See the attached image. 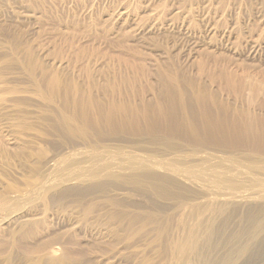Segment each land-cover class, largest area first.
Returning <instances> with one entry per match:
<instances>
[{
	"label": "rangeland",
	"instance_id": "374dc122",
	"mask_svg": "<svg viewBox=\"0 0 264 264\" xmlns=\"http://www.w3.org/2000/svg\"><path fill=\"white\" fill-rule=\"evenodd\" d=\"M165 89L250 121L259 146L153 136ZM88 99L124 101L141 132L69 135ZM262 146L264 0H0V264H264Z\"/></svg>",
	"mask_w": 264,
	"mask_h": 264
},
{
	"label": "bare ground",
	"instance_id": "6f19581e",
	"mask_svg": "<svg viewBox=\"0 0 264 264\" xmlns=\"http://www.w3.org/2000/svg\"><path fill=\"white\" fill-rule=\"evenodd\" d=\"M163 92V91H162ZM162 92H160L161 94H162ZM166 92V93H165ZM165 92H164V95L162 94H160L159 96V98L158 97H156L155 96V99H154V101L156 100V98H158V100H157V102H154V101H152V102H154V103H156L157 105L155 106V107H153V109H152V106H154V105H150L149 103V105L151 106V109L149 110V112H147L146 111V113H142L144 116H145V120H143L144 119V117H142V116H140V118H143V119H140L141 121L143 120V121H145V123H146V126H145V124H144V126L147 128V129H149L148 131L149 132H151V134L153 135V133L155 134V132L156 131H158V130H161V131H164L165 132V143H167L168 145H170V143L172 142V140H174V138L175 137H177V136H182L183 137V139L185 140V142H187V143H190L191 145H195L196 147L197 146H200V145H202V144H207L208 143V145L207 146H209L211 143H215V144H217V145H223V146H226V147H237V146H242V145H245L244 147H246V145L247 146H253V148L251 147L250 149H253V150H255L256 149V147L257 146H259V133L258 132H255L254 131V128H253V125L251 124V122L250 121H248V123L247 122H243V121H239V120H237V119H235L234 121H232V122H229V118H228V115H226L224 112H223V110L222 111H220V109H219V111H216V112H214V111H212L211 109H209L208 107H206V106H202L199 110L197 109H193V110H190V108H192V106L189 108V107H187L188 105H187V103H188V101H189V99L188 98H186L185 96H181L180 98H176V96H174V97H171V96H169V95H167V94H169V93H167V91H166V89H165ZM157 94V93H156ZM174 94V93H173ZM176 94V93H175ZM170 95H172V92H171V94ZM179 95V94H178ZM158 96V95H157ZM190 97V96H189ZM205 97V96H204ZM92 98V97H91ZM81 99V98H80ZM89 100V99H88ZM87 100V102L85 101V100H80L79 101V103L78 104H76V105H79L78 106V108H76V109H79V110H74L75 112L73 113V114H70V115H67L66 117H64L63 118V124H62V126H61V129L62 130H68L67 132H70V134L69 135H72L73 133H78V134H82V135H84L85 137H87L88 138V135H89V132H90V135L92 136V132H91V130L92 129H94V127L95 126H97V124H99L100 125V123L102 124V125H105L106 127H108V130H110V132L111 131H114V132H116L117 133V131H118V129L119 128H121L122 129V127L124 128L125 126H126V124H128V125H133V126H135L137 129H138V131L140 130V132H141V126H143V125H138L137 123L138 122H136L135 120H136V118L134 119L133 118V116H129V117H127V115H126V113H129V112H134V111H129V112H126L125 111V108L127 107V105H126V107H125V105H123L122 103L124 102H122V103H119V102H117V101H114V102H112V103H110L107 107H104V108H101L100 106L99 107H95V104L94 105H92L93 103L91 102V100L92 99H90L89 101ZM129 100V99H128ZM197 100V99H196ZM207 100V99H206ZM120 101V100H119ZM190 101H192L191 99H190ZM121 102V101H120ZM126 102V101H125ZM152 102H151V104H152ZM200 101H198V103H199ZM134 103V102H133ZM153 103V104H154ZM210 103V102H209ZM126 104V103H125ZM130 104V103H129ZM190 104H191V102H190ZM204 104V103H203ZM184 105H187L186 107L184 106ZM194 105V104H193ZM200 105H202V103L200 104ZM200 105H198V106H200ZM75 106V105H74ZM94 106V107H93ZM98 106V105H97ZM102 106V105H101ZM130 106H132V103H131V105ZM136 106V105H135ZM142 106V105H141ZM145 105L143 104V107H144ZM103 107V106H102ZM148 107V106H147ZM218 107H220V106H218ZM93 108H95V110L93 109ZM128 108V107H127ZM132 108H134L133 106H132ZM141 108V107H140ZM149 108V107H148ZM177 108H179L180 109V115H179V123H178V126H173V124L171 125V124H169L168 122H169V120L171 119V118H173V117H171L172 115H173V113H176V109ZM215 108V107H214ZM222 108V107H221ZM224 108V107H223ZM222 108V109H223ZM91 110H93L94 112V114H95V116L94 117H90L89 115H88V113H90L91 112ZM129 110V109H128ZM131 110V109H130ZM137 110V109H136ZM139 110V109H138ZM141 110H142V108H141ZM140 110V111H141ZM143 110H145L144 108H143ZM148 110V109H147ZM216 110V109H215ZM224 111H225V109H224ZM144 112V111H143ZM138 114V113H137ZM141 114V113H140ZM182 114V115H181ZM228 114V113H227ZM238 118V117H237ZM255 118V117H254ZM178 119V118H177ZM139 120V119H138ZM174 120H176V119H174ZM242 120V119H241ZM173 121V119L171 120V122ZM178 121V120H177ZM163 122H166V124H162ZM176 122V121H175ZM250 123V124H249ZM127 125V126H128ZM99 127H101V125L99 126ZM132 127V126H131ZM102 128V127H101ZM95 129H96V127H95ZM99 129V128H98ZM104 129V126H103V128H102V130L101 131H103V132H105L104 134H106V132L107 131H104L103 130ZM106 129V128H105ZM120 129V130H121ZM125 129V128H124ZM146 129V130H147ZM120 130H119V133H120ZM136 130V129H135ZM94 131V130H93ZM96 131V130H95ZM130 131V130H129ZM132 131V130H131ZM137 131V130H136ZM142 131H144L143 129H142ZM88 132V133H87ZM99 132V131H98ZM103 132H101V133H103ZM123 132V131H122ZM125 132V131H124ZM123 132V133H124ZM66 133V132H65ZM72 133V134H71ZM118 133V134H119ZM133 133V132H132ZM143 133V132H142ZM88 134V135H87ZM96 134H98L97 132H96ZM104 134L103 135H101V136H103L104 137ZM111 134H112V132H111ZM115 134V133H114ZM135 134H137V133H135ZM139 134V133H138ZM146 134H148V133H146ZM158 134V133H157ZM74 135V134H73ZM72 135V136H73ZM87 135V136H86ZM95 134L93 133V136H94ZM108 135V134H107ZM110 135V134H109ZM120 135H122V134H120ZM142 135V134H141ZM144 135V134H143ZM151 135V136H152ZM262 135V134H261ZM92 136V137H93ZM96 136V135H95ZM106 136V135H105ZM118 136V135H117ZM130 136V135H129ZM148 136H149V134H148ZM154 136V135H153ZM155 136H157V135H155ZM159 137H160V135H158ZM79 137V136H78ZM81 137H83V136H81ZM80 137V138H81ZM90 137V136H89ZM124 137H125V135H124ZM94 138V137H93ZM96 138H98V137H96ZM96 138H94V139H96ZM106 138V137H105ZM86 139V138H85ZM88 139H90V138H88ZM163 139V138H162ZM87 140V139H86ZM160 140V139H159ZM90 141V140H89ZM161 141V140H160ZM94 142V141H93ZM144 142V141H143ZM99 143H100V141H99ZM124 143V142H123ZM186 143V144H187ZM210 143V144H209ZM93 144V143H92ZM94 144H95V142H94ZM140 145V144H139ZM171 145H172V143H171ZM175 145V144H174ZM93 146H95V145H93ZM92 146V147H93ZM103 146V145H102ZM102 146H100V147H102ZM173 146V145H172ZM194 146V147H195ZM206 146V147H207ZM214 146V145H213ZM240 146V147H241ZM97 147V146H96ZM211 147V146H210ZM218 147V146H217ZM243 147V146H242ZM263 147V146H262ZM98 148V147H97ZM177 148V147H176ZM200 148V147H199ZM198 148V149H199ZM222 148H224V147H222ZM264 148V147H263ZM92 149V148H91ZM99 149V148H98ZM104 149H106L105 148V146H104ZM108 149V148H107ZM111 149V148H110ZM131 149V148H130ZM143 149V148H142ZM196 149V148H195ZM204 149H205V147H204ZM203 149V150H204ZM84 150V149H83ZM93 150V149H92ZM95 150V149H94ZM170 150V149H169ZM76 151V150H75ZM78 151V150H77ZM76 151V152H77ZM112 151V150H111ZM128 151V150H127ZM197 151H199V150H197ZM202 151V150H201ZM87 152V151H86ZM90 152V151H89ZM93 152V151H92ZM100 152V151H99ZM171 152V151H170ZM205 152V151H204ZM256 152H257V150H256ZM78 153V152H77ZM85 153V152H84ZM90 154V153H89ZM94 154V153H93ZM119 154V153H118ZM125 154V153H124ZM79 155V154H78ZM84 155V154H83ZM97 155V154H96ZM96 155H95V157H96ZM130 155V154H129ZM99 156V155H98ZM103 156V155H102ZM101 156V157H102ZM136 156V155H135ZM149 156V155H148ZM178 156V155H177ZM107 157H108V155H107ZM132 157V156H131ZM102 158H104V157H102ZM69 159V158H68ZM146 159V158H145ZM97 160V159H96ZM107 160V159H106ZM139 160V159H138ZM143 160V159H142ZM148 160V159H147ZM156 160V159H155ZM159 160V159H158ZM221 160V159H220ZM60 161V160H59ZM105 161V160H104ZM111 161V160H110ZM114 161V160H113ZM139 161H141V159L139 160ZM217 161V160H216ZM63 162V161H62ZM97 162V161H96ZM107 162V161H106ZM145 162V161H144ZM143 162V163H144ZM152 162V161H151ZM150 162V163H151ZM161 162V161H160ZM184 162V161H183ZM101 163V162H100ZM117 163V162H116ZM132 163V162H131ZM141 163V162H140ZM139 163V164H140ZM146 163V162H145ZM148 163H149V160H148ZM218 163V162H217ZM60 164V163H59ZM122 164H124V163H122ZM121 164V165H122ZM137 164V163H136ZM138 164V165H139ZM176 164V163H175ZM198 164V163H197ZM207 164V163H206ZM62 165V164H61ZM87 165H88V163H87ZM92 165V164H91ZM97 165V164H96ZM118 165V164H117ZM156 164H155V162H154V165H153V167L155 166ZM168 165V164H167ZM185 165V164H184ZM194 165V164H193ZM208 165V164H207ZM111 166H114V164L113 165H111ZM116 166V165H115ZM114 166V167H115ZM119 166V165H118ZM128 166V165H127ZM151 167H152V165H150ZM149 166V167H150ZM165 166V165H164ZM163 166V167H164ZM200 166V165H199ZM253 166V165H252ZM87 167V166H86ZM91 167V166H90ZM93 167H95L94 166V164H93ZM132 167V166H131ZM143 167H145V166H143ZM156 167H157V165H156ZM166 167V166H165ZM171 167H172V165H171ZM176 167V166H175ZM188 167V166H187ZM194 167V166H193ZM205 167V166H204ZM209 167H211V166H209ZM96 168V167H95ZM102 168V167H101ZM108 168V167H107ZM110 168H112V167H110ZM116 168V167H115ZM127 168H129V167H127ZM133 168V167H132ZM140 168V167H139ZM159 168V167H158ZM181 168V167H180ZM214 168V167H213ZM217 168V167H216ZM57 169H58V167H57ZM60 169V168H59ZM78 169H79V167H78ZM84 169H86L87 170V168H84ZM138 169V168H137ZM145 169V168H144ZM148 169V168H147ZM154 169V168H153ZM160 169V168H159ZM168 169V168H167ZM199 169V168H198ZM208 169V168H207ZM217 169H219V168H217ZM81 170V169H80ZM102 170V169H101ZM127 170V169H126ZM133 170V169H132ZM140 170V169H139ZM152 170V169H151ZM157 170V169H156ZM212 170V169H211ZM221 170V169H220ZM226 170V169H225ZM247 170V169H246ZM64 171V170H63ZM110 171V170H109ZM135 171H136V169H135ZM141 171V170H140ZM140 171H138V172H140ZM145 171H147L146 169H145ZM148 171H149V169H148ZM147 171V172H148ZM161 171H163V170H161ZM172 171H173V169H172ZM194 171V170H193ZM199 171V170H198ZM202 171V170H201ZM210 171V170H209ZM213 171V170H212ZM211 171V172H212ZM245 171V170H244ZM56 172H57V170H56ZM67 172H69V171H67ZM70 172H71V170H70ZM137 172V171H136ZM137 172V173H138ZM142 172H143V170H142ZM153 172V171H152ZM184 172V171H183ZM200 172V171H199ZM215 172V171H214ZM217 172H221V171H217ZM216 172V173H217ZM64 173V172H63ZM65 173H66V171H65ZM73 173V172H72ZM78 173V172H77ZM113 173V172H112ZM111 173V174H112ZM120 173V172H119ZM150 173V172H149ZM173 173V172H172ZM177 173V172H176ZM187 173V172H186ZM205 173V172H204ZM215 173V174H216ZM255 173V172H254ZM69 174H71V173H69ZM116 174V173H115ZM135 174V173H134ZM133 174V175H134ZM142 174V173H141ZM218 174V173H217ZM217 174H216V176H217ZM67 175H68V173H67ZM67 175H65L66 177H67ZM76 175V174H75ZM79 175V174H78ZM82 175H83V173H82ZM94 175V174H93ZM109 175V174H108ZM107 175V176H108ZM114 175V174H113ZM118 175V174H117ZM122 175V174H121ZM124 175V174H123ZM133 175H131V177H134ZM136 175V174H135ZM174 175H176V174H174ZM192 175V174H191ZM193 175H194V173H193ZM213 175H214V173H213ZM220 176L221 175H223L224 176V174H219ZM227 175H228V173H227ZM230 175V174H229ZM249 175V174H248ZM65 176L63 177V178H65ZM88 176V175H87ZM114 176H116V175H114ZM114 176H112V177H114ZM120 176V175H119ZM119 176H117V177H119ZM125 176V175H124ZM145 176H148V175H146L145 174ZM154 176H156V174L154 173ZM159 176V175H158ZM158 176H157V178H158ZM185 176V175H184ZM212 176V175H211ZM220 176H218V177H220ZM71 177H73V176H71ZM95 177V176H94ZM121 177V176H120ZM130 177V176H129ZM128 177V178H129ZM137 176H135L134 178H136ZM152 177H153V175H152ZM151 177V178H152ZM161 177V176H160ZM159 177V178H160ZM186 177H187V175H186ZM196 177H198V176H196ZM200 177V176H199ZM214 177H215V175H214ZM238 177V176H237ZM86 178V177H85ZM126 179V180H128V183H130L129 181H130V179ZM141 178V177H140ZM142 178L145 180V178L142 176ZM141 178V179H142ZM148 178V177H147ZM154 178H156V177H154ZM164 178V177H163ZM180 178V177H179ZM191 178V177H190ZM194 178V177H193ZM208 178H209V176H208ZM222 178H224V177H222ZM226 178V177H225ZM225 178H224V180L223 181H225ZM66 179V178H65ZM64 179V180H65ZM82 179V178H81ZM80 179V180H81ZM123 179V178H122ZM133 179V178H132ZM132 179H131V182H134V181H132ZM138 179H139V177H138ZM138 179H136V180H138ZM150 179V178H149ZM69 180V179H68ZM134 180V179H133ZM140 180V179H139ZM138 180V181H139ZM152 180V179H151ZM154 180V179H153ZM160 181H162L161 179H159ZM198 180V179H197ZM219 180H221V179H219ZM218 180V181H219ZM254 180V179H253ZM66 181V180H65ZM125 181V180H124ZM137 181V182H138ZM146 181H147V179H146ZM146 181H143L142 180V182L144 183V182H146ZM150 181V180H149ZM148 181V182H149ZM155 181V180H154ZM167 181V180H166ZM200 181V180H199ZM222 181V182H223ZM70 182V181H69ZM84 182V181H83ZM109 182V181H108ZM127 182V181H126ZM141 182V181H140ZM171 182V181H170ZM170 182H169V184H170ZM210 182V181H209ZM208 182V183H209ZM213 182V181H212ZM65 183V182H64ZM136 183V182H135ZM135 183H133V184H135ZM143 183H141V184H143ZM158 183H160V182H158ZM164 183V182H163ZM168 183V182H167ZM166 183V184H167ZM236 183V182H235ZM101 184V183H100ZM100 184H98L97 183V186L98 185H100ZM104 184V182L102 183V185ZM112 184V183H111ZM120 184V183H119ZM140 183H138L137 185L139 186V185H141ZM151 184H153L152 182H151ZM151 184H147V185H150V188H152V186H151ZM212 184V183H211ZM217 184H219V183H217ZM216 184V185H217ZM105 185H106V183H105ZM105 185H103V186H105ZM109 185V184H108ZM146 184H145V186H147ZM154 185H156L155 183L153 184V186ZM159 185H162V183L161 184H159ZM165 185V184H164ZM164 185H163V187H164ZM171 185V184H170ZM129 186V185H128ZM144 186V187H145ZM166 186V185H165ZM92 187H96V183L95 184H92ZM100 187V186H99ZM159 187H161V186H159ZM167 187V186H166ZM168 187H172V186H168ZM104 188V187H103ZM139 188H140V186H139ZM155 188V187H154ZM157 188V187H156ZM155 188V189H156ZM215 188H217V187H215ZM105 189V188H104ZM107 189V188H106ZM141 189H143V187H141ZM159 189V188H158ZM227 189V188H226ZM157 190V189H156ZM162 190V189H161ZM166 190V189H165ZM219 190V189H218ZM163 191V194H164V190H162ZM168 191V190H167ZM171 191V190H170ZM169 191V192H170ZM184 191V190H183ZM161 194H162V192H160ZM167 195H168V193H167ZM170 195V194H169ZM168 195V196H169ZM163 196H165V194L163 195Z\"/></svg>",
	"mask_w": 264,
	"mask_h": 264
}]
</instances>
